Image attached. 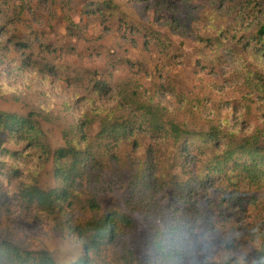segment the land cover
Listing matches in <instances>:
<instances>
[{
	"label": "rangeland",
	"instance_id": "374dc122",
	"mask_svg": "<svg viewBox=\"0 0 264 264\" xmlns=\"http://www.w3.org/2000/svg\"><path fill=\"white\" fill-rule=\"evenodd\" d=\"M260 25L264 0H0V113L34 117L46 147L24 132L0 134V241L47 251L57 264L86 256L91 264L224 258L198 214L217 211L221 201L229 212L248 214L257 203L264 213V187L249 183L231 161L226 176L208 168L226 149L242 160L255 147L264 152ZM146 104L159 106L163 121L194 132L186 135L196 146L188 147L190 168L180 166L183 151L157 146L156 135L140 131L121 141L120 155L129 152L134 160L148 152L155 177L151 170L150 178L135 177L129 158L89 160L61 212L22 199L26 186H60L55 152L67 141L82 145L85 116L137 114ZM99 130L100 121L88 128L90 142ZM212 130L207 149L199 133ZM197 170L205 181L195 185V213L175 198L170 182L190 179L192 187ZM243 194L252 196L246 212L237 201ZM110 213L116 214L113 239L87 249L90 223ZM259 244L246 255H256Z\"/></svg>",
	"mask_w": 264,
	"mask_h": 264
},
{
	"label": "trees",
	"instance_id": "16d2710c",
	"mask_svg": "<svg viewBox=\"0 0 264 264\" xmlns=\"http://www.w3.org/2000/svg\"><path fill=\"white\" fill-rule=\"evenodd\" d=\"M263 36L264 25H260L257 37L261 39ZM100 87H102V85H100L99 88ZM130 96L133 97L132 95ZM139 108L143 109V111L135 114L132 113L130 109V114L127 113L126 116L121 115L120 117L115 115L112 111H110V113L105 112L104 114L100 113V111H94V117L90 114L85 116L79 125V135L82 145H76L67 141L66 146L59 148L55 152V173L57 178L61 181L60 186L53 187L51 190H43L36 185L26 186L21 192L22 199L28 202H34L40 207L49 208L51 211L56 210L61 212V202L68 199L70 196L69 189L74 182V178L85 174L86 162L89 160H97L100 163L104 162L107 164L109 161L108 159L112 158L113 161L124 163V159H131L133 155L129 152L120 155L121 141H125L126 138L131 136L135 137L140 131L149 130V133L156 135L159 139L157 146H168L167 143H170L177 147L178 150L183 151L184 156H180V166H182V170L190 168L192 163L191 157H188V155L194 150L190 151L188 147L192 146L195 148L196 146L192 139L187 138L186 135L194 136V132L180 123L169 120H167L169 122L163 121L160 117L159 106L153 107L152 105L146 104V107L143 105V107ZM98 121H100V130L93 142H90L87 137L88 128L91 127L92 123ZM3 131L10 133H27L30 140L37 141L38 146H40L42 150H46L41 140V131L38 122L32 116L22 117L14 114L0 113V134ZM214 132L215 131L212 130L207 133H199L200 136L207 141V149L208 143L211 141V138L214 137ZM258 134H261V131L258 132ZM262 136L264 138V132ZM243 147L245 148V146ZM200 149L202 150L203 147H200ZM257 150H259L257 147L250 149L247 153L248 156L242 160L243 157L241 153H233V150L229 151L226 149L219 155L217 160L208 163V168L213 172L215 171L222 176H226L225 168L231 161L233 166L239 169L240 174L243 175L245 177L244 179H247L249 183L264 187V152H258ZM146 153L144 157L135 158L134 160L131 159L133 162L132 169L135 168V177L138 176L140 180L150 178V170L154 177L156 174L150 161V155L148 152ZM164 153H166V151H164ZM185 160H188V163L185 164ZM1 162L0 160V165ZM175 176H178V174ZM190 181V179L180 178L171 181L170 185L172 186V191L177 192L175 198L181 200L187 208L192 204L193 210L197 213L198 210L194 209V207L198 201L194 200V198L198 194V186L195 187V185L203 186L205 180L204 178H200V174L197 170L192 179V187ZM228 189L229 188H227L225 192H229L227 191ZM249 197L252 196L250 195ZM249 197L243 194L237 199L240 203L239 207L241 206L247 209L244 210V212L248 211L246 198ZM257 206L259 205L256 203L252 210H249L248 214L238 213V209L235 207H233L234 212H229L228 206H223V201H221L220 205H216L212 208L217 209V211H212V213L209 212L208 215L205 213L198 214L200 221L197 220V222L199 225L203 226L207 231H210L211 245L217 250L221 248V251L225 253L224 258L212 260L210 264H262L264 261V222L261 220L262 218L264 219V213ZM220 209H223V211H218ZM262 209H264V207H262ZM175 214H179V211H176ZM115 215V213H110L103 220L92 221L90 223L91 232L87 237L89 242L88 245H85L87 249L91 246L98 247L102 242H106V238L108 241L113 239L117 229ZM257 241H260V244L259 247L254 250L256 255H246L247 250L251 249L253 243ZM0 264L57 263L47 251L34 253L33 251L21 249L17 245L3 240L0 241ZM69 264H91V262L88 256H86L85 260L82 262L74 261Z\"/></svg>",
	"mask_w": 264,
	"mask_h": 264
}]
</instances>
